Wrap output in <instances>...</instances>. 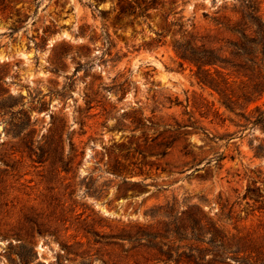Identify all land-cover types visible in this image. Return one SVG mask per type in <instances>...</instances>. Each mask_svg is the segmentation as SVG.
I'll return each instance as SVG.
<instances>
[{"label": "rangeland", "instance_id": "obj_1", "mask_svg": "<svg viewBox=\"0 0 264 264\" xmlns=\"http://www.w3.org/2000/svg\"><path fill=\"white\" fill-rule=\"evenodd\" d=\"M247 2L0 0V264H194L217 231L264 244V130L173 49L226 39Z\"/></svg>", "mask_w": 264, "mask_h": 264}, {"label": "trees", "instance_id": "obj_2", "mask_svg": "<svg viewBox=\"0 0 264 264\" xmlns=\"http://www.w3.org/2000/svg\"><path fill=\"white\" fill-rule=\"evenodd\" d=\"M240 15L227 22H218L226 39L206 34L197 39L193 33L173 43V49L182 62L191 64L198 83L213 90L219 102L252 126L264 130V102L247 112L248 106L264 96V19L254 0H248ZM211 250H199L192 257L194 264H264V244L257 238L225 237L219 231L212 233ZM206 252L212 258L205 259ZM230 260H233L230 262Z\"/></svg>", "mask_w": 264, "mask_h": 264}]
</instances>
